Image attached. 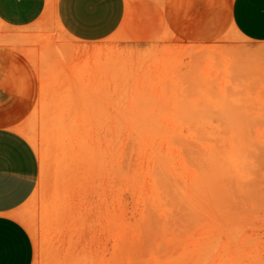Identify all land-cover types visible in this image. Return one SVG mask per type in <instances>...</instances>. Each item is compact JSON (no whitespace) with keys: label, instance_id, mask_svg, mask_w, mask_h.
I'll return each instance as SVG.
<instances>
[{"label":"rangeland","instance_id":"374dc122","mask_svg":"<svg viewBox=\"0 0 264 264\" xmlns=\"http://www.w3.org/2000/svg\"><path fill=\"white\" fill-rule=\"evenodd\" d=\"M169 32L94 69L59 44L36 58L18 127L40 163L18 210L33 264H264V43L171 47Z\"/></svg>","mask_w":264,"mask_h":264},{"label":"crops","instance_id":"0c3cea01","mask_svg":"<svg viewBox=\"0 0 264 264\" xmlns=\"http://www.w3.org/2000/svg\"><path fill=\"white\" fill-rule=\"evenodd\" d=\"M163 24L171 47H206L231 31L264 43V0H0V264L35 260L18 210L37 185L40 163L18 127L39 96L36 58L59 44L70 67L88 60L94 69L101 50L116 47L130 58L147 52ZM42 25L61 34L40 35L34 28Z\"/></svg>","mask_w":264,"mask_h":264}]
</instances>
